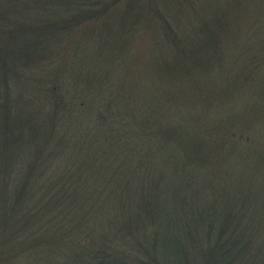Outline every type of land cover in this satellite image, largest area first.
Returning <instances> with one entry per match:
<instances>
[{
    "label": "trees",
    "instance_id": "obj_1",
    "mask_svg": "<svg viewBox=\"0 0 264 264\" xmlns=\"http://www.w3.org/2000/svg\"><path fill=\"white\" fill-rule=\"evenodd\" d=\"M0 264H264V0H0Z\"/></svg>",
    "mask_w": 264,
    "mask_h": 264
},
{
    "label": "rangeland",
    "instance_id": "obj_2",
    "mask_svg": "<svg viewBox=\"0 0 264 264\" xmlns=\"http://www.w3.org/2000/svg\"><path fill=\"white\" fill-rule=\"evenodd\" d=\"M140 42H135V43H133V45H132V48H133V50H134V52H135V55H134V58L137 56V50L140 48ZM138 45V46H137Z\"/></svg>",
    "mask_w": 264,
    "mask_h": 264
}]
</instances>
